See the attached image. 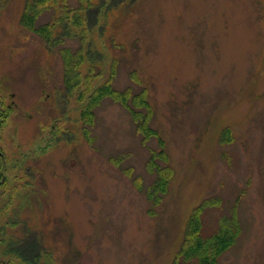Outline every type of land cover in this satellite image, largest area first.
Listing matches in <instances>:
<instances>
[{
    "label": "rangeland",
    "instance_id": "obj_1",
    "mask_svg": "<svg viewBox=\"0 0 264 264\" xmlns=\"http://www.w3.org/2000/svg\"><path fill=\"white\" fill-rule=\"evenodd\" d=\"M26 1L0 0V103L14 105L0 150L18 164L0 190V261L172 264L193 209L215 199L201 236L231 229L230 217L239 229L217 264H264V0L50 4L37 26L99 8L92 83L109 80L127 106L98 96L91 126L83 101L64 94L59 50L20 24ZM142 91L151 108L138 130L130 111L146 112L133 101ZM152 156L172 169L165 194L150 190Z\"/></svg>",
    "mask_w": 264,
    "mask_h": 264
},
{
    "label": "trees",
    "instance_id": "obj_2",
    "mask_svg": "<svg viewBox=\"0 0 264 264\" xmlns=\"http://www.w3.org/2000/svg\"><path fill=\"white\" fill-rule=\"evenodd\" d=\"M79 1L81 5L82 0ZM57 2L58 0H27L22 10L20 24L34 33L43 42L46 48L49 50H59L62 62L64 94L66 96H74L80 103L83 101L80 105L82 107V122L91 126L94 120L92 105L98 96H110L119 101L121 100L124 106H127L125 103L127 101V96L110 90L109 80L96 86L92 83L96 67L98 66L97 64L100 63L102 59L95 51L89 50L91 48V43L88 35L92 32V27L96 23L99 8H92L90 5L86 8L80 7L76 10L65 7L67 9L66 13L62 11L61 14L55 15L54 17L52 16L47 23L39 26L36 25V20L39 15L44 12L50 4H57ZM66 39H78V42H80L79 48L75 51H70L65 48L61 49L60 46ZM84 65H87L86 74L82 72V67ZM87 94L90 97H86ZM82 98H84V100ZM146 98L147 95L145 91H142L140 95L133 98L138 108L143 107L146 110L144 114L132 110L130 111L134 122L137 123L138 130H141L142 126L145 128L142 119L144 116H149L150 113L151 106H148L146 103ZM12 112V105L8 104V106H6L0 103V127L5 124V121ZM139 118L141 121H138ZM145 130L148 136L151 131L148 127ZM164 158H166V156ZM148 166L150 169L157 172V180L150 187V190L154 194L157 192H163L165 194L172 178V169L170 167L160 168L155 163L154 156L150 158ZM217 204L215 199H207L193 209L185 226L182 243L172 264H217V259L235 244L239 229L238 222L234 217H230L228 221L232 225L231 229L222 226L208 237L201 236L202 213L206 208L213 207ZM26 252L28 256L33 257V252ZM23 255L27 258V255L24 253ZM192 260H196V262H191ZM0 264L11 263H3L0 261Z\"/></svg>",
    "mask_w": 264,
    "mask_h": 264
},
{
    "label": "flooded vegetation",
    "instance_id": "obj_3",
    "mask_svg": "<svg viewBox=\"0 0 264 264\" xmlns=\"http://www.w3.org/2000/svg\"><path fill=\"white\" fill-rule=\"evenodd\" d=\"M10 105H12V108H13V111H14V105L13 103H10ZM13 113V112H12ZM11 113V114H12ZM11 152V155H13L15 152L13 151H10ZM0 157H1V160H0V190L6 188V185H7V173H8V170H11L13 168H16L18 167V164L14 163V164H8L6 163V160L4 159V155L2 153V151L0 150ZM24 157V160H28L30 159L29 155L28 154H24L22 156V158ZM13 190V187L10 188V193L12 192Z\"/></svg>",
    "mask_w": 264,
    "mask_h": 264
}]
</instances>
